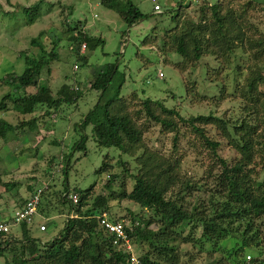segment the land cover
Returning a JSON list of instances; mask_svg holds the SVG:
<instances>
[{
    "label": "trees",
    "instance_id": "trees-1",
    "mask_svg": "<svg viewBox=\"0 0 264 264\" xmlns=\"http://www.w3.org/2000/svg\"><path fill=\"white\" fill-rule=\"evenodd\" d=\"M100 4L114 12L127 29L144 19L133 0H100ZM190 5L181 3L173 8L170 17L175 25L163 31L165 42L181 61L163 63L181 74L187 66L194 69L205 66L207 72L215 70L217 76L232 68L234 91L228 95L238 103L236 114L217 116L210 112L186 118L175 106L166 104V99L174 98V94L154 100L134 90L127 98L121 94V82L112 87L119 74L118 66L108 64L94 71L88 91L96 93V100L74 125L81 134L70 153L64 155L65 165H54L55 158L48 163L62 166L64 177L71 167L70 155L85 151L90 139L98 147L116 150L118 158L127 155L129 160L118 159L113 165L114 158L108 155L96 169L98 176L108 178L103 195L95 192V183L85 190L69 189L67 177L61 189L54 182L45 189L38 183L28 185V196L17 199L16 210H22L28 198L41 189L36 216L64 217L62 228L53 238L43 240L33 236L35 224L21 222L11 227L8 233L0 234V264H193L204 251L212 255L226 253L231 264H264V0L203 3L195 18L182 17ZM16 6L5 15L10 21L18 23L22 19L30 26L41 5ZM43 34L39 32L30 41L29 45L38 49L36 54L28 50L19 53L24 70L20 74L9 71L0 78L1 85L11 88L0 99V112L3 116L12 113L17 118L15 123L0 119L2 147L17 137L18 131L44 130L47 117L83 98V91L73 84H63L55 96L47 81L41 79L44 69L49 73L51 63L61 60L56 52L58 42L65 40L68 55L76 59L73 69L75 66L77 69L73 73L87 65L83 53H75L76 49L104 43L101 38L89 35L79 21L68 25L64 38L52 37L49 52L41 47ZM147 42V38L141 41L144 45ZM167 44L162 47L165 55ZM208 58L216 63L214 67L203 63ZM238 77L242 80L237 81ZM219 82H216L220 86L219 98L223 99L226 88L222 79ZM39 107L46 111L35 118L32 114ZM182 126H187L186 131L208 149L211 165L199 179L181 173V158L162 155L149 148L144 139L155 127L162 133L174 132L176 139ZM221 141L237 155L234 159L218 154ZM52 144H57V140ZM114 167L119 173L113 171ZM116 179L119 189L113 190ZM0 184L7 189L13 187L1 178ZM73 195L78 197L76 204L72 202ZM123 201L140 206L138 213L124 208L129 220L125 231L132 247L139 250L137 257L132 250L123 252L114 246L113 235L99 224V217L108 215L112 202ZM72 213L74 217H70ZM110 219L125 222L126 216Z\"/></svg>",
    "mask_w": 264,
    "mask_h": 264
},
{
    "label": "rangeland",
    "instance_id": "rangeland-1",
    "mask_svg": "<svg viewBox=\"0 0 264 264\" xmlns=\"http://www.w3.org/2000/svg\"><path fill=\"white\" fill-rule=\"evenodd\" d=\"M216 1L220 0H154V2L133 0L144 14V19L127 29L114 12L100 4V0H8L9 4L7 0H0V78L9 71L20 74L24 70V61L19 57V53L25 50L32 54L37 53L38 49L29 44L39 32H44L40 43L41 47L48 52L52 48V37L64 38L68 25L78 21L82 23L89 35L101 38L104 42L85 49L83 54L81 49L75 50V53L79 52L85 57L87 63L79 67L76 73H73L76 59L68 55V43L65 40L58 42L56 52L61 60L51 63L49 73L44 69L41 79L47 81L49 90L55 96L63 84H73L74 87L77 86L83 91V98L75 104L61 107L56 114L47 117L45 120L48 123L44 130L18 131L17 137L11 138L4 147L0 145V178L3 183L13 184V187L8 189L0 184V221L13 216L17 199L28 196L26 193L28 185L35 186L38 183L42 189H45L48 184L54 182L56 188L61 189L64 177H67L69 189L85 190L95 183V192L103 195L108 178L107 175L98 176L96 169L108 155L114 158L111 162L113 165L118 159L129 160L127 155H121L118 158L119 153L116 150L98 147L96 142L90 139L86 142L85 154L84 150H78L70 155L71 167L67 175L63 177L61 174L62 166L59 168L54 166L57 163L66 164V161H63L64 155L70 153L71 146L81 134L74 125L79 123L82 114L90 109L96 100V93L88 91L94 80L93 72L101 70L108 64L119 67V74L113 79L112 87L114 89L121 82L123 84L121 94L127 98L134 90L154 100L166 99L168 94H174V98L166 99V104L175 106L186 118L210 112L217 116L236 114L238 103L236 100H231L228 95L234 91L235 76L231 71L232 68L224 69L222 74L217 76L214 74L215 70L211 69L207 72L205 66L195 69L187 66L181 74L171 65L163 63L165 60L173 64L181 61L178 53L165 42L163 34L164 30L175 25V21L173 22L170 17L173 14L171 10L181 3L183 5L190 3V7L181 15L195 18L201 4H213ZM38 3L41 5L40 11L37 13L35 22L30 26L25 25L22 19H19L18 23L10 21V18L5 15L13 11L16 5L29 7ZM155 4L160 6V13L153 10ZM145 38L148 42L144 45L141 41ZM165 44H167L165 48L167 55L162 52ZM66 56L67 58L63 61ZM203 63L209 64L210 68L216 64L211 58ZM221 79L226 88L223 99L219 98L220 86L216 84V82L220 83ZM241 80L242 77L237 78V81ZM75 81L80 83H73ZM10 91L11 88L8 85L0 83V99ZM45 111L39 107L32 116L40 118ZM24 116L28 115H22ZM1 118L11 123L17 121L16 115L12 113L3 116L0 112ZM186 130L187 126H182L175 139L174 132L162 133L158 127H155L144 139L149 148L160 151L162 155L170 159L181 158V173L193 179H199L208 171L211 159L208 149L200 146L201 142ZM54 140H57V144H52ZM174 147H176L175 150ZM217 152L228 160L237 156L226 146V142L222 141ZM52 158H55L54 165L48 163ZM113 171L119 173L120 170L114 167ZM48 172H52L51 175H48ZM129 183L128 180L127 185ZM118 184L119 181L116 179L113 182V190L119 189ZM110 206L112 209L107 212L108 218L126 216V225L129 220L124 208L127 207L135 213H138L140 209V206L124 201L112 202ZM74 214L72 213L70 217H74ZM37 216L32 228L34 237L49 240L57 234L58 230H61L64 217L54 215L41 219ZM40 225L46 226V231L41 232ZM14 232L17 235L20 234L18 229H14ZM134 248L133 246L132 252L134 257H137L139 250ZM229 258L226 253L216 252L212 255L204 251L202 257L197 256L193 264H231ZM251 258H253L252 254ZM246 260H248L247 257Z\"/></svg>",
    "mask_w": 264,
    "mask_h": 264
},
{
    "label": "built area",
    "instance_id": "built-area-1",
    "mask_svg": "<svg viewBox=\"0 0 264 264\" xmlns=\"http://www.w3.org/2000/svg\"><path fill=\"white\" fill-rule=\"evenodd\" d=\"M154 11L160 13V6L154 5ZM86 49L85 45H82L81 52L83 53ZM77 67H74V71H76ZM41 189H37L35 193L31 195L28 199L25 207L21 210H16L12 217L9 219H4L0 221V234H6L10 231L11 227L24 222L28 225H32L35 222L37 206L39 204ZM72 202L74 204L77 203L78 197L73 195ZM9 221V222H4ZM99 224L101 228H103L106 233L113 235V245L116 246L118 249H121L123 252L131 251L132 244L131 240L129 239L126 231H125V222L123 220L113 221L108 218L107 215L103 214L99 217ZM39 230L41 232L46 231V226L40 225Z\"/></svg>",
    "mask_w": 264,
    "mask_h": 264
}]
</instances>
